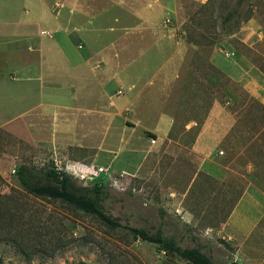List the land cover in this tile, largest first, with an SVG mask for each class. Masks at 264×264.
<instances>
[{
  "label": "rangeland",
  "instance_id": "1",
  "mask_svg": "<svg viewBox=\"0 0 264 264\" xmlns=\"http://www.w3.org/2000/svg\"><path fill=\"white\" fill-rule=\"evenodd\" d=\"M36 1L53 34L63 0ZM86 3L94 21L67 7L65 33L72 58L92 52V84L67 86L59 133L50 116L29 129L32 112H19L41 92L0 83V264H192L125 225L160 230L216 264H264V0ZM208 121L232 126L200 154L193 145ZM22 164L101 185L123 226L27 192Z\"/></svg>",
  "mask_w": 264,
  "mask_h": 264
},
{
  "label": "crops",
  "instance_id": "2",
  "mask_svg": "<svg viewBox=\"0 0 264 264\" xmlns=\"http://www.w3.org/2000/svg\"><path fill=\"white\" fill-rule=\"evenodd\" d=\"M86 1L63 0V7L56 23L58 28L52 34L49 15L43 9H38L41 6L38 1L0 0V83L8 86L25 85L41 92L34 97L31 106L19 111L32 112L27 123L29 129L43 126L44 123L41 124L37 120L48 115L53 120L55 133H59L62 127L59 121L68 107L64 100L68 93L67 86L80 87L83 84H92V78L89 76L94 65L92 52L88 49L81 52L76 50L72 58L66 46L65 33L67 7L74 6L76 15L84 12L88 22L94 21V16L86 8ZM138 14L149 21L154 20V16L157 17L156 14L147 16L141 9ZM130 71L126 69L127 77L122 80L125 87L133 83V79L128 77ZM50 80L54 83L53 89L50 88ZM107 86L112 88V82ZM231 126L212 127V123L208 121L197 133L193 150L200 154L214 151ZM157 139L155 143H158ZM247 193L248 197L251 196L248 190ZM245 199L247 195L242 196L238 208ZM241 217L242 215L239 218ZM245 219L240 223L244 224Z\"/></svg>",
  "mask_w": 264,
  "mask_h": 264
},
{
  "label": "trees",
  "instance_id": "3",
  "mask_svg": "<svg viewBox=\"0 0 264 264\" xmlns=\"http://www.w3.org/2000/svg\"><path fill=\"white\" fill-rule=\"evenodd\" d=\"M234 15L235 10H231L224 16L223 27L231 25ZM259 105L261 108L263 107L261 104ZM262 109L264 110V107ZM16 175L22 187L31 194L69 203L80 210L95 215L111 227L123 226L118 218L105 211L103 199L106 192L101 185H95L93 188L78 185L65 171L55 166L39 175L27 164H22L17 168ZM124 227L129 228L135 237L159 244L162 250L174 253L192 264H216L199 248H183L175 241L163 237L160 230L152 234L143 228L128 225Z\"/></svg>",
  "mask_w": 264,
  "mask_h": 264
}]
</instances>
